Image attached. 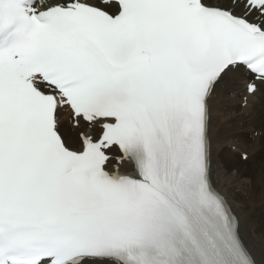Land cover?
<instances>
[{
	"label": "snow or ice",
	"instance_id": "snow-or-ice-1",
	"mask_svg": "<svg viewBox=\"0 0 264 264\" xmlns=\"http://www.w3.org/2000/svg\"><path fill=\"white\" fill-rule=\"evenodd\" d=\"M241 70L264 0H0V264H264L214 185Z\"/></svg>",
	"mask_w": 264,
	"mask_h": 264
},
{
	"label": "bare ground",
	"instance_id": "bare-ground-1",
	"mask_svg": "<svg viewBox=\"0 0 264 264\" xmlns=\"http://www.w3.org/2000/svg\"><path fill=\"white\" fill-rule=\"evenodd\" d=\"M235 83L240 90L219 91L211 101L213 165L226 173L220 180L214 176V184L229 200L240 219L241 235L259 260L264 256V85L249 96L247 107L241 106L244 115L238 109L244 82ZM62 130L70 141H76L75 128L62 126ZM255 132L260 136L255 137ZM229 145L241 153L248 151L251 161L242 163Z\"/></svg>",
	"mask_w": 264,
	"mask_h": 264
},
{
	"label": "rangeland",
	"instance_id": "rangeland-1",
	"mask_svg": "<svg viewBox=\"0 0 264 264\" xmlns=\"http://www.w3.org/2000/svg\"><path fill=\"white\" fill-rule=\"evenodd\" d=\"M241 106H242L241 104L238 105V109H239V110H241ZM241 113L244 114V113H243V110H241ZM244 115H245V114H244ZM248 139H249V137H248ZM251 139H254V138H251ZM230 150L233 151L232 148H230ZM240 151H241V150H240ZM235 154H236L237 158L240 159V161H241V156H240V154H239V153H235ZM249 158H250V156H249ZM263 160H264V159H263ZM249 161H251V160H249ZM248 167H250V166H248Z\"/></svg>",
	"mask_w": 264,
	"mask_h": 264
}]
</instances>
